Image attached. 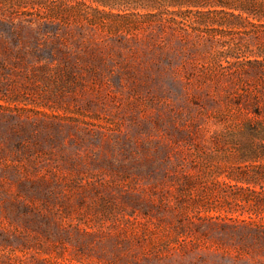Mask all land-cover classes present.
Instances as JSON below:
<instances>
[{"label":"rangeland","instance_id":"1","mask_svg":"<svg viewBox=\"0 0 264 264\" xmlns=\"http://www.w3.org/2000/svg\"><path fill=\"white\" fill-rule=\"evenodd\" d=\"M229 1L0 0V264H264Z\"/></svg>","mask_w":264,"mask_h":264},{"label":"trees","instance_id":"2","mask_svg":"<svg viewBox=\"0 0 264 264\" xmlns=\"http://www.w3.org/2000/svg\"><path fill=\"white\" fill-rule=\"evenodd\" d=\"M246 1L230 0L228 4L237 3L236 6H233L234 9L246 11L245 5L248 4ZM220 3V5L227 4V2ZM5 23L0 21V26ZM7 25L10 31L13 32V29L10 28L12 24L8 23ZM250 55L249 57H253V59L243 61L238 59L236 61L227 60L226 65L220 66L219 69L222 76L230 82L231 88H234L232 92L233 104L250 115L245 126L256 142L251 144L248 153L251 160L259 161L264 159V47L259 48L257 52H251ZM233 65H236V67L232 68ZM236 181L242 182L244 180L239 179ZM242 183L249 184L250 182L246 180ZM259 194L264 198L263 190ZM256 205L264 209V200H259ZM263 220L264 217L259 218L257 212H253L249 215L247 224L253 225L256 230H262L258 223Z\"/></svg>","mask_w":264,"mask_h":264}]
</instances>
